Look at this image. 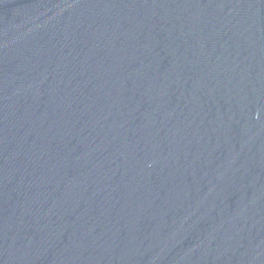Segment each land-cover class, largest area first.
Segmentation results:
<instances>
[{"label":"water","instance_id":"1","mask_svg":"<svg viewBox=\"0 0 264 264\" xmlns=\"http://www.w3.org/2000/svg\"><path fill=\"white\" fill-rule=\"evenodd\" d=\"M0 264H264V0H0Z\"/></svg>","mask_w":264,"mask_h":264}]
</instances>
